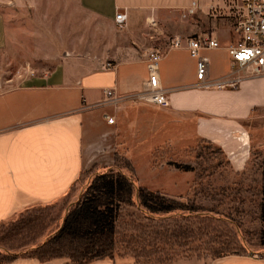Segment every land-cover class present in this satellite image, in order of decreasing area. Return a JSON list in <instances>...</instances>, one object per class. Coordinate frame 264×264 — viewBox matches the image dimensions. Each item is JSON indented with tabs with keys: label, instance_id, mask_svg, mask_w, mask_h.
<instances>
[{
	"label": "crops",
	"instance_id": "1",
	"mask_svg": "<svg viewBox=\"0 0 264 264\" xmlns=\"http://www.w3.org/2000/svg\"><path fill=\"white\" fill-rule=\"evenodd\" d=\"M216 1L0 0V5L32 9L39 55L57 59L41 84L0 93V225L29 207L67 197L82 171L112 166L109 155L130 112L125 103L100 104L103 90L113 88L116 95L140 91L150 52L161 56L159 80L170 90V106H145L168 114L182 137L219 148L235 171H243L264 151V77L235 89H197L195 61L188 52L156 43L153 30L173 37V29L163 34L160 26L165 20L173 26V11H187L195 2L198 12ZM118 12L126 15L122 28L114 20ZM71 34L79 35L72 45ZM225 47L205 54L217 59ZM222 58L226 65L221 71L210 63L211 79L228 74L230 58L227 53ZM106 115L114 118L113 124ZM263 171L264 166L259 180ZM10 264L65 263L18 258ZM90 264L118 263L105 259ZM196 264H264V256L233 255Z\"/></svg>",
	"mask_w": 264,
	"mask_h": 264
},
{
	"label": "rangeland",
	"instance_id": "2",
	"mask_svg": "<svg viewBox=\"0 0 264 264\" xmlns=\"http://www.w3.org/2000/svg\"><path fill=\"white\" fill-rule=\"evenodd\" d=\"M208 5L193 15H187L186 10L173 11V26L168 20L160 25L163 34L170 35L173 29V37H164L153 30L159 37L156 43L167 46L172 38L207 35L216 38L221 46L230 45L235 37L236 1L218 0ZM35 25L31 8L0 5V93L41 84L40 79L57 64V59L39 55ZM68 37L72 45L79 35ZM225 53L222 51L217 59L210 60L218 71L226 65L222 58ZM125 104L129 107V120L122 123L109 155L112 166L97 165L96 172L120 171L131 178L136 188L158 192L195 208L196 212L150 215L137 204L125 209L117 227L120 242L114 261L118 264L207 263L218 259L215 257L225 254L228 248L240 246L246 255L264 256V246L254 235L262 228L261 179H258L262 155H254L247 168L235 171L219 148L206 141L182 137L180 126L165 112L136 102ZM184 166L191 170L184 171ZM82 179L57 203L29 207L1 224L0 251L25 256L52 236L88 186L90 177ZM208 224L215 231H210ZM171 230L179 237L158 243L160 239L155 238ZM61 260L70 264L67 259Z\"/></svg>",
	"mask_w": 264,
	"mask_h": 264
},
{
	"label": "trees",
	"instance_id": "3",
	"mask_svg": "<svg viewBox=\"0 0 264 264\" xmlns=\"http://www.w3.org/2000/svg\"><path fill=\"white\" fill-rule=\"evenodd\" d=\"M261 155L264 166V151ZM114 164L117 166L116 158ZM125 167L128 169L130 165L127 164ZM96 169L97 165L79 174L77 182L83 180L82 178L85 176L90 177L88 186L68 209L62 225L52 236L25 256L18 257L0 251V264H10L18 258H33L40 262L67 259L70 264H90L105 259L114 261L115 252L118 250V243L120 242L117 227L125 209L137 204L150 215H167L185 211L196 212L195 208L186 206L178 200L150 191L145 187L136 188L131 178L120 171L107 169L96 172ZM182 169L184 171L191 170L189 166H184ZM260 195L259 213L262 228L254 235L264 246V171L261 176ZM207 227L210 231H215L210 224ZM167 232L170 234L165 233L161 235V238H155L160 239L158 243H164L173 236L179 237L176 231ZM152 246L149 245L148 247L151 248ZM244 252L245 249L242 246L228 248L225 254L215 258L233 255L244 256L246 255Z\"/></svg>",
	"mask_w": 264,
	"mask_h": 264
},
{
	"label": "built area",
	"instance_id": "4",
	"mask_svg": "<svg viewBox=\"0 0 264 264\" xmlns=\"http://www.w3.org/2000/svg\"><path fill=\"white\" fill-rule=\"evenodd\" d=\"M237 4V18L234 28V40L226 46L230 58L229 72L218 79H211L210 60L205 54L210 51L223 49L216 38L207 35L182 39L176 37L169 42V50L184 49L189 57L195 61L197 89L237 88L242 82L264 77V0H235ZM196 3L192 2L187 15H193ZM117 27L122 28L126 22V15L118 12L115 15ZM161 56L157 52H150L146 59L147 79L142 89L124 95H116L113 88L103 90L104 101L100 104L113 107L121 103L136 102L143 105L167 109L170 106V90L164 88L159 80V62ZM111 68L110 64H106ZM108 124L114 123V118L104 116Z\"/></svg>",
	"mask_w": 264,
	"mask_h": 264
}]
</instances>
